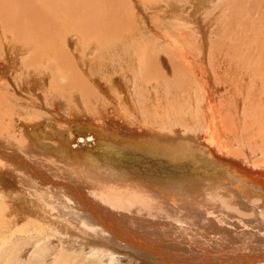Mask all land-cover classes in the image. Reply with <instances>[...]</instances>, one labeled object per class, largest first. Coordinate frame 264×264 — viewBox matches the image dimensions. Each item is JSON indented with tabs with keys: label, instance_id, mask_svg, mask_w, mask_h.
I'll return each instance as SVG.
<instances>
[{
	"label": "bare ground",
	"instance_id": "1",
	"mask_svg": "<svg viewBox=\"0 0 264 264\" xmlns=\"http://www.w3.org/2000/svg\"><path fill=\"white\" fill-rule=\"evenodd\" d=\"M30 1L35 3L37 12L43 13L42 16L40 15L42 18L41 25H36L37 23L34 19L35 25L30 26L28 31L32 39L27 34L23 36V31L20 30L16 32V36L21 42L24 40L27 45H30L33 43L32 40L35 41V44L41 41L40 37L42 35L40 33L42 32L44 38H42L41 52H47V54L42 56L41 62L37 66L41 53H34L28 59H24V67L28 69L34 68L36 71L35 75H30L26 79L24 73L15 72V68L18 69L19 67L20 60L14 61L12 56L3 51L0 53V84L5 87L8 85L7 93L14 88L15 94L17 93L16 95H18L19 99L30 98V103H33L38 110L37 116L31 114L33 116H31L32 119L40 120L41 122L55 119L60 124L52 132L48 130L39 132L40 126L38 122L40 121H33L29 116L26 118L27 109L22 111L20 106L17 107L15 105V109L12 111L14 116L9 119L4 113L1 114L0 261L3 260L5 262L2 263V261L0 264H7V262L12 260H19V258L24 263L31 261L30 259L34 257L32 254L38 250L36 245L40 242L47 243V241L57 242L63 244V246L65 243H73V250L75 244H77L82 251L90 254L93 250H97L99 254L90 258L93 264H100L99 262L106 264L107 258L112 262H123L129 257L139 259L146 264H264V162L262 163L264 161V109L262 104L257 105L259 101L257 97L259 96L256 97L257 91L262 88V83L264 82V50L261 49L259 51V49L253 50L254 48H251L254 51L250 56V62L254 64L253 67L251 63V66L247 67L243 59L237 61L238 59L235 58L237 56H233L236 60L234 63L237 64L243 61L242 68L236 70L233 68V71L229 74L226 73L224 68H214L213 59L216 58V55H213L212 52L208 54L205 27L203 28L201 24V12L212 3L220 6L226 0ZM57 7L64 8V12H61L64 13L68 22L79 19L81 22L80 26H92L91 29L93 30L86 32H89L92 37L85 39L86 48L77 55L76 60L71 56L72 52L75 51L70 48L72 43L71 36L74 34L72 28L71 30L65 27H63V30L60 28L61 32H63V35L61 34L63 38H67L65 41H61L62 44H65L63 48L55 45L54 40L51 38V22L59 17H64V15H59L56 12ZM124 7L129 9L132 7L136 13H141L138 18L142 21V25L147 21V19L145 21V13L147 12L142 10V7H146L148 10L163 9L162 15H171L170 20H173V24L182 26L177 28L178 33H181L182 37H190V40L186 42L174 34L168 33L169 38H166L165 34H160V36L163 35L166 38L168 46L171 47L168 50L171 52L176 51L174 56H180L184 61V63L180 61L174 62L175 64L171 65V68L176 69L180 65H184L187 72L181 76L179 81L177 78L171 81L173 83L172 86H168L166 81L158 82L162 90L166 84L167 89L165 90H168L167 92L169 93L165 92L162 98L159 96L161 100L159 99L158 101H161L164 112L161 114L163 110L161 109L158 111V115L154 113V116L160 122L161 127L163 122H165L164 126L170 127L173 130V134L176 135L175 137H180L178 135H181V131H183L184 137L189 142L190 138L197 139L195 145H189L186 141L183 143L173 140L171 144H167L164 147L166 151H160V154H158L157 151L159 149H155L156 152L152 149L155 146L147 147L146 142L149 143L150 141H139L137 139L138 136H133L131 132L129 138L126 137L129 135L128 132V135L123 140L118 137L114 138V133L110 131L111 136L108 132L109 129L104 132L107 127H104L103 131L101 125L98 123L97 125L94 119L91 120L92 118H89V116H95L98 118V122H105L111 125L110 113L112 114L113 112H110V109L116 107L117 115L115 116L118 117L117 119L130 120L128 114L133 111L127 113L126 110L129 111V109L125 110L124 107L125 103L128 102V97L131 96L135 104H138L141 95L143 97L145 93L150 94L151 84L145 75V65L153 60L146 49H140L139 52L143 51L140 55H137L139 52L134 53L131 49H122L119 54L115 55L116 52L113 47L116 46V42L117 44L120 42L121 34L124 33V31L122 33L119 31L121 29L118 28L119 22H122L121 19L126 18V16L127 18L129 17L130 22L133 21L129 10H126L123 14ZM5 8L4 0H0V17L11 15V12L6 11ZM119 8H122L123 12L118 13ZM21 9L23 8L20 7ZM173 16L180 19H176ZM19 20L15 18L13 20L8 19V22L14 27V31L21 29V26H23L19 25L21 24ZM78 24L76 23V25ZM0 28L5 29L2 26ZM160 32H162L161 29ZM115 33L116 36L112 39ZM232 39L235 40V38ZM147 41L149 42V40ZM57 42H59V39H57ZM150 44H146L148 45L147 47L150 48ZM255 44L256 48H258L259 43ZM80 55L81 59L79 60ZM127 55L128 57L135 55L136 58L139 56V59L137 58L139 63L137 64L135 61V64L139 65L136 69L139 75L135 76V84L131 83V79L129 80L130 71L129 73L125 71L124 74L123 70L121 73L122 70H118L117 65L116 69L118 74L119 71L122 74L121 78L118 79L116 85L109 81L107 82L108 71L115 72V66L112 67L114 72L111 69V66L116 62L115 60V62L113 61V58L119 59L122 57L121 61L125 65L128 61L126 59ZM244 56L246 57L245 54ZM56 57L60 59L55 63ZM224 57L226 58V55ZM131 58L129 57L128 59L130 60ZM119 60L118 63L121 62ZM155 64L158 63H154V67ZM208 65L214 69L213 75L209 74L212 68H208ZM79 69L86 75H82L83 73ZM125 69H127V66ZM169 70L171 71V69ZM176 70L178 75L181 74L180 69ZM192 74L195 76V84L189 85V83L185 82L184 75L190 76ZM244 74L247 75L244 76ZM49 75L51 80L47 83ZM241 75H243L241 80L246 81V84H248L247 90L243 88L244 91L233 83V79ZM21 78H23L21 84L17 87L15 81L19 83ZM14 79L15 81H13ZM211 79L217 81V89H220L222 94L227 91L233 93V90L238 88L236 93H234L236 97L234 105L231 103L232 107L237 113L240 110L241 102L249 105L245 106L243 110L241 109L242 111L238 115L235 114L236 117L233 118L231 124L235 122L234 120L243 118L247 122L246 127L252 130H244V132L251 133V136L246 138L241 137L237 133L230 134V132H227L231 116L227 112L230 109V104L228 105L223 100V96H217L215 83ZM43 81L44 83H42ZM199 81L201 82L200 84ZM161 83H164L162 85L164 87H161ZM156 84L155 87L157 86L158 89L159 85ZM83 85H86L88 90ZM114 86L118 87V89L114 88ZM244 86L246 87L247 85L244 84ZM23 91H29L35 98L32 99L31 96L23 97L20 94ZM140 91L142 92L140 93ZM261 91L263 90L261 89ZM98 93L100 95H97ZM52 101L53 104L49 106ZM68 109L73 111L67 113ZM157 110L159 109L157 108ZM136 112L138 114V111L133 113ZM261 112L262 114H260ZM141 113L144 114L143 111ZM151 116L152 114H150ZM150 117L143 116L138 117V119L156 124L157 122L155 123L154 119ZM183 117L187 119V122L185 121L186 127L182 124L184 121H181L184 119ZM18 118L21 121L19 125H23L24 129L21 128L22 126L14 124V121L18 120ZM133 118L135 117L133 116ZM114 121L117 123V120ZM46 125L50 126V123L47 122ZM72 125L76 127L73 131L75 134L78 132L80 134L79 130L83 131L84 134V130L89 129V132L91 130L90 135L92 136H89L90 138L93 137L89 140L91 142L73 139L72 135L75 134L71 132L72 128H74H71ZM16 127L18 128V133L13 131ZM178 127L183 129L179 130ZM204 129L207 130L203 136L198 137V134H195ZM70 134L72 135L70 136ZM96 138L103 140V143H95ZM232 141H234L235 145L242 142L251 143L249 145L250 154L247 153L245 156L246 160H244L242 151L229 148V144ZM116 143L132 147V151L130 148L128 149L136 157L147 158L144 154H150L152 157H163L166 155L167 160L157 157L158 160L156 162L153 163L152 160L148 159L147 163L160 166V171L165 172L169 177L165 179H160L161 177L154 179L153 177L152 179L155 181L144 178L143 183L136 187L128 186L121 189L122 192L115 190L116 193H119V196L110 190L115 189L113 184L118 185L119 181H129L136 179L138 176L140 178V173L143 172L139 165L130 167L131 164L127 160L123 161L125 164L119 163L122 162L120 161L121 159H118L121 151L117 150L118 145ZM138 149L143 151V153L137 152ZM32 154L35 156V158L31 157L34 162L27 158V156H32ZM253 156L261 159L255 160L252 158ZM52 157H56L53 158L56 161ZM42 159H52V164L43 163L41 162ZM143 161L140 160L139 162ZM126 164L130 165L127 166ZM50 166L56 169H49ZM44 168H47L51 173ZM117 168L122 169L118 170ZM160 171L156 173L161 175ZM149 181L159 185L158 188L162 186V190L158 189L160 192H156L157 188L151 189L150 187L151 190L145 191V203H143L138 194H144L146 182ZM131 187H134V189H131ZM133 190H138L140 193ZM16 191H19L23 198L31 201L32 207H34L32 210L35 209L36 212L51 211L49 212L50 215H53L56 221L66 225L67 230L62 228L65 230L62 231L59 227H55L51 231V226L49 227L50 224H48L50 222L48 221H44L45 224H43L48 226L46 228L39 222H29L27 224L25 221L27 225L24 226H20V224L12 225L9 220L4 222L1 217H6L2 212L7 211L5 208L7 203H4L3 198L7 195L6 198L12 201L20 199L17 195L13 197ZM201 194L204 197L202 203L200 202L201 204L193 205L190 208L184 202L177 204L176 200L185 201L187 199L198 203L201 199L199 198ZM174 197L175 203L173 202L174 204H172L171 199ZM157 201L161 203L155 205ZM9 205L12 206V203L9 202ZM179 207L184 208V210H179ZM209 207L210 209H208ZM244 211H253V213ZM38 214H42V212ZM89 216L93 219L91 226L86 224ZM43 217H45L44 214ZM54 221H52L53 225ZM58 222H56L57 226ZM200 228L201 230H197ZM178 229L179 231L185 230L189 238L184 237L183 239H187V242H179L177 239L178 235H175L177 236L174 238L177 239L176 241L170 237L174 233L173 231H178ZM192 233L196 235L192 236ZM194 236L197 237L193 238ZM190 237L194 241L190 242ZM20 239L29 241L26 254L31 252V257L27 261L23 260V253L19 255L21 251L16 252L14 249V247H21L18 244ZM65 247L67 248L66 245ZM39 256L42 259V256ZM109 259L107 262L110 261Z\"/></svg>",
	"mask_w": 264,
	"mask_h": 264
},
{
	"label": "rangeland",
	"instance_id": "2",
	"mask_svg": "<svg viewBox=\"0 0 264 264\" xmlns=\"http://www.w3.org/2000/svg\"><path fill=\"white\" fill-rule=\"evenodd\" d=\"M22 0H4V2H5V4H6V11H10L11 12V15L10 16H5V17H0V26H2V27H5V29L3 30V29H1L0 28V53H2L3 51H5L6 53H8V55H10V56H12L13 57V59H14V61H16V60H20V64H19V67H18V69L17 68H15V72L16 73H24L25 74V77H26V79L30 76V75H35L36 74V71H35V69L34 68H32V69H28V68H25L24 67V59L26 58V59H28L32 54H34V53H41V55H40V57H39V59H38V61H37V64H36V66L37 65H39V63L41 62V58H42V56L43 55H45V54H47V52H41V43L43 42L42 41V38H44V34L41 32L40 34L42 35V37H40L41 38V41H39V42H36V44H35V41L34 40H32L33 41V43L32 44H30V45H27V42L26 41H20V40H18L17 38V34H16V32L17 31H23V36L24 35H28L29 37H30V39H32L31 38V36H30V34H29V27L30 26H32V25H35L34 24V19H35V21H36V25H41V16L43 15V13H41V12H37V7H36V5H35V3L33 2V1H30V0H23L22 2H21ZM20 2H21V6H20ZM24 3V4H23ZM33 3V4H32ZM257 5H256V4ZM256 6H255V5ZM17 9H16V8ZM20 7H22L23 9H21L20 10ZM11 8H12V10H11ZM144 8V9H143ZM121 10V11H120ZM126 10H129V12H130V15H132L131 17V19H133V21H129V17L127 18V16H126V18L128 19H126V18H124V19H121V21L122 22H119V24H118V28H121L119 31H120V33H122V31H124V33H122L121 34V37H120V42H118V44L119 43H121V44H117V42H116V46L115 47H113L114 49H115V55L116 54H119V52H120V50H122V49H125V50H127V49H131L134 53H138L139 52V50L140 49H146V51L149 53V55H150V57H151V59L154 61H150V62H148L146 65H145V75H146V78H147V80H149V82H150V84H151V86H150V94L149 93H145V95H143V97H142V95L140 96V100H139V102H138V104H135V101H134V99L131 97V96H129L128 97V102L127 103H125V105H124V107H125V110L126 109H129V111H127L126 110V112L127 113H130V112H134V111H138V114H137V112L136 113H131V114H128L129 115V118H130V120H119V119H117L118 117L117 116H115V115H117V109H116V107H114V108H109L110 109V112H113L112 114L110 113V116H111V120H110V123H111V125H113V126H111L110 124L108 125L107 123H105V122H98V118H96L95 116H89V118H92L91 120H93L94 119V122H96V124L98 123L99 125H101V128H102V130L104 131V129L106 130V131H104V132H107V129H109L108 130V132H109V134H110V131H111V133H114L113 135L115 136L114 138H121L122 140L123 139H125V136L126 135H128V133H129V135L128 136H126L127 138H129L130 136H131V133H132V135L133 136H138V140L140 141H150L149 143L148 142H146L147 144V147L148 146H155L154 148H152L153 150H158L157 151V153L158 154H160V151H166V150H164L165 148L164 147H166V145L167 144H171V142L174 140V141H181V142H183L184 143V141H186L189 145H195L196 143H197V139H195L193 136H191V137H193L194 139H192V138H190V142H189V140H187L186 139V137H184V132L183 131H181L182 133H181V135H178V136H180V137H175L176 135L175 134H173V130L170 128V127H166V126H164L165 125V122H163V126L161 127L160 126V122L158 121V119L157 118H155V116H154V113L155 114H157L158 115V111H160L161 109H163L162 111H161V114H163V112H164V107H163V105H161V101L159 102L158 100L160 99V97L162 98L163 97V95H165V92H167L168 90H165V89H167L166 87H167V85L168 86H172L173 85V83L171 82V81H174L176 78L178 79V81L181 79V76L184 74V73H186L187 71H186V68H185V66L184 65H180L179 67H177L176 69H180L181 70V74H177V70L176 69H172L171 67L173 66V64H175L176 63V61L178 62V61H180L181 63H184V61H183V59H182V57H180V56H174L175 55V53H176V51H174V52H171L170 50H168V49H171V47L170 46H168L169 44H168V42H167V40H166V38H169V35H168V33L169 34H174V35H177V36H179L182 40H184V41H189L190 39V37H182L181 36V33H178V31H177V28L178 27H182V26H179V25H177L176 26V24L174 25L173 24V20H170L171 18L170 17H172L171 15H162L163 14V9H160V10H157V9H151V10H148V8H146V7H142V10H145V12H147V13H145V12H143V13H145V21H146V19H147V21L145 22V24L144 25H142V21L141 20H139V18L138 17H140L141 15H139V14H141V13H136L135 12V10L132 8V7H130V9L129 8H126V7H124V12H123V9L121 8H119V11H118V13H120V12H123V14L126 12ZM17 11V12H16ZM18 11H20V12H18ZM64 12V8L62 7H57V9H56V12L59 14V15H64V13H62V12ZM137 11H139L138 9H137ZM22 12V13H21ZM133 12V13H132ZM15 13V14H14ZM202 14H201V20L203 21H201V24H202V26H203V28H204V30H205V33H206V41H207V44L208 45H206L207 47L206 48H208V54H209V52H212L213 53V55H216V58L215 59H213V62H214V68H224L225 70H226V73L227 74H229L230 72H232L233 71V68L236 70V69H238V68H242V64H243V61H244V64H246L247 65V67H250L251 66V64H252V62H250V56H251V54L254 52L253 50H257V49H259V51L262 49V50H264L263 48H264V0H226L224 3H222L220 6H218V4H216V3H212V4H210L208 7H206L202 12H201ZM20 14H21V16H20ZM138 16H137V15ZM18 15V16H17ZM41 15V16H40ZM162 16V17H157V16ZM123 16V15H122ZM143 16H144V14H143ZM12 17V18H11ZM16 19V20H19L20 22H21V24H19L20 26L21 25H23V26H21V29H17L16 31H14V27L12 26V24H10L9 22H8V19H11V20H13L14 18ZM65 17V18H64ZM64 17H59L57 20H53L52 22H51V30H50V34H51V38H52V40H54L53 42L55 43V45H58V46H60V47H64V45L65 44H62L61 43V41H65L66 39H65V37L63 38V32H61L62 30H63V27H65V28H67V29H69L70 28V30H71V28H72V31H74V34L71 36V39H72V43H71V46H70V48L71 49H74L75 51V53L74 52H72V58L74 59V60H76L77 59V55H79L80 53H82L83 51H84V49L86 48V43H85V39L87 40V38L88 37H92L90 34H89V32L88 33H86L88 30H93V29H91L92 28V26L91 25H89V26H84V25H81L80 26V20L79 19H75V20H73V21H71V22H68L67 20H66V16L64 15ZM149 17V18H148ZM174 17V16H173ZM200 17V16H199ZM174 18H176V19H180V18H178V17H174ZM33 19V20H32ZM130 19V20H131ZM141 19V18H140ZM66 20V21H65ZM65 21V22H64ZM128 21V22H127ZM23 22V23H22ZM127 22V23H126ZM151 24H150V23ZM54 23V24H53ZM76 23H79L78 25H76ZM139 23V24H138ZM257 23V24H256ZM54 26H53V25ZM56 24H58V25H56ZM66 24V25H65ZM67 24H69V25H67ZM73 24V25H72ZM108 24V23H107ZM123 25V26H122ZM141 25H142V27H141ZM56 26V27H55ZM62 26V27H61ZM67 26V27H66ZM76 26H77V29H76ZM84 28V30H83V28ZM62 30H61V29ZM82 28V29H81ZM143 28V29H142ZM162 30V32H160V29ZM176 30H175V29ZM174 29V30H173ZM58 30V31H57ZM60 30V31H59ZM78 30V31H77ZM80 30H81V32H80ZM52 31H54V32H52ZM84 31V32H83ZM133 31V32H132ZM241 31V32H240ZM83 32V33H82ZM259 32V33H258ZM55 33V34H54ZM141 33H142V35H141ZM175 33H177V34H175ZM211 33V34H210ZM241 33V34H240ZM250 33V34H249ZM39 34V35H40ZM62 34V35H61ZM83 34V35H82ZM133 34V35H132ZM135 34V35H134ZM138 34V35H137ZM141 36H140V35ZM160 34H165L166 35V38L162 35V36H160ZM246 34V35H245ZM58 35V36H57ZM137 35V36H136ZM55 36V37H54ZM116 36V33L112 36V39L114 38ZM60 37V38H59ZM250 37V38H249ZM193 39H194V37H192ZM232 38H235V40H233ZM238 38V39H237ZM258 40H257V39ZM262 38V39H261ZM57 39H59V42H57ZM75 39V40H74ZM149 40V42L147 41V40ZM128 40V41H127ZM146 40V41H145ZM195 40V39H194ZM78 41V42H77ZM144 41V42H143ZM252 42V43H251ZM141 43V44H140ZM150 44V48L149 47H147L148 45H146V44ZM255 43H259L258 44V48H256V44ZM145 44V45H144ZM242 44V45H241ZM255 44V45H254ZM132 45V46H131ZM144 45V46H143ZM127 46V47H126ZM145 46H146V48H145ZM152 46V47H151ZM119 47V48H118ZM126 47V48H125ZM144 47V48H143ZM254 49H253V48ZM261 47V48H260ZM81 48V49H80ZM242 48V49H241ZM253 50H252V49ZM135 49V50H134ZM248 49H249V51H248ZM251 50V51H250ZM238 53H237V52ZM87 52V51H86ZM143 51H141V52H139V54H137V55H140V53H142ZM166 52H169V53H166ZM222 52V53H221ZM226 52V53H225ZM230 52V53H229ZM239 52L241 53L240 55H239ZM264 52V51H263ZM221 53V54H220ZM235 53V54H234ZM262 53V52H261ZM166 54V55H165ZM171 54V55H170ZM207 54V55H208ZM222 54H224V55H226V58L224 57V55H222ZM232 54V55H231ZM244 54L246 55V57L244 56ZM76 55V56H75ZM161 57H159V56ZM170 55V56H169ZM248 55H249V57H248ZM131 56H132V58H131ZM173 56V57H172ZM222 56V57H221ZM233 56L235 57V56H237V57H235L236 59H238L237 61H239V59H243V61H241L240 63H234V62H236V60H235V58H233ZM241 56H242V58H241ZM131 58L130 60L128 59V58ZM128 57V55L126 56V59L130 62H128L127 61V63H125V65L127 66V69H125L126 68V66L125 65H123V63H122V61H121V58L122 57H120L119 59L118 58H113V61L115 62V64L114 65H112L111 66V69L113 70V66H115L114 67V70H115V72H114V70H113V72L114 73H112V72H110V71H108V76L106 77V81L108 82H110V83H112V84H114V85H116V83H117V81H118V79L119 78H121V75L122 74H120V71H121V73L123 72V70H124V74H125V71H126V73L128 72L129 73V71H130V73H129V80L131 81V83H133V84H135V81H136V78H135V76H138L139 75V73L138 72H136V69L139 67V65H136L135 63L137 62V64L139 63L138 61L139 60H137V58L139 57V56H137V58L135 57V55H130ZM159 57V58H158ZM176 59H175V58ZM212 58H213V56H211ZM230 57V58H229ZM232 57V58H231ZM57 58V60H54V62L56 63V62H58V59H60V58H58V57H56ZM135 58V59H134ZM178 58H180V59H182V60H180V59H178ZM220 58V59H219ZM229 58V59H228ZM81 59V55L79 56V60ZM139 59V58H138ZM227 59V60H226ZM247 59V60H246ZM118 60H119V62L120 63H118ZM132 60H134L133 62H132ZM215 60V61H214ZM263 60H264V58H263ZM12 61V60H11ZM136 61V62H135ZM183 61V62H182ZM206 61V60H205ZM223 63H222V62ZM232 61V62H231ZM172 62V63H171ZM175 62V63H174ZM207 62V61H206ZM118 63V64H117ZM151 63H152V66H151ZM154 63H158V64H155V67L153 66V64ZM251 63V64H250ZM120 64H122V65H120ZM149 64V65H148ZM207 64H208V62H207ZM118 67H117V66ZM120 65V66H119ZM132 65V67H130ZM134 65V66H133ZM160 65V66H159ZM164 65H166V66H164ZM172 65V66H171ZM221 65V66H220ZM245 65V66H246ZM253 65L254 64H252V67H253ZM123 66V67H122ZM149 66V67H148ZM156 66H157V68H156ZM164 66V67H163ZM209 67L208 68H212V67H210V65H208ZM116 67H117V69L118 70H120L119 71V74H118V71H117V69H116ZM125 67V68H124ZM121 68V69H120ZM161 68V69H160ZM165 68V69H164ZM98 69V68H97ZM96 69V70H97ZM155 69V70H154ZM169 69H171V71L169 70ZM17 70V71H16ZM22 70V71H21ZM80 70V69H79ZM173 70V71H172ZM212 70V71H211ZM19 71V72H18ZM81 71V70H80ZM132 71V72H131ZM157 71V72H156ZM210 71L211 72H209V74H212L213 75V72H214V69L212 68V69H210ZM166 72V73H165ZM264 72V71H263ZM37 73H38V71H37ZM80 73V72H79ZM81 73H83L82 75H84L85 73L83 72V71H81ZM80 73V74H81ZM110 73V74H109ZM155 73V74H154ZM38 75V74H37ZM86 75V74H85ZM84 75V76H85ZM131 75V76H130ZM133 75V76H132ZM164 75V76H163ZM177 75V76H176ZM247 74H244V76H246ZM39 76H40V74H39ZM120 76V77H119ZM163 76V77H162ZM243 75H241L240 77H237V78H235L236 79V81H235V79H233V83L235 84V85H237V86H239V87H241L242 88V90L244 91V89L245 90H247V88H248V84H246V81L244 82V81H242L241 80V77H242ZM25 77H23V78H25ZM132 77H133V79H132ZM153 77H154V79H155V81H156V83H155V81H153L154 79H153ZM158 78V79H156V78ZM166 77H167V79H166ZM194 75L192 74V75H184V79H185V82L186 83H189V85H191V84H195V80H194ZM23 78H21L19 81V83H17L16 81H15V79L13 80V81H15V85L17 86V87H19L20 86V84H21V81H22V79ZM50 78V79H49ZM164 78V79H163ZM43 79V78H42ZM49 79V80H48ZM153 79V80H152ZM161 79H163V80H161ZM50 80H51V76L49 75V77H47V83L48 82H50ZM151 80H152V82H151ZM5 81H7V80H5ZM160 81H166L168 84L166 85H164L165 86V88H163V90L160 88V85L158 84V82H160ZM169 81V82H168ZM189 81V82H188ZM211 81H213L214 83H215V93L217 94V96H223V100L229 105L230 104V109H228V113H230L231 114V116H230V118H229V120H230V123H228V124H230L229 125V129L227 130V132H230V134L231 133H237L238 135H240L241 137H246L247 138V136H251L252 134L251 133H245L244 132V130H246V131H252L250 128H248V127H246V125H247V122L243 119V118H239V119H237V120H234L235 122L233 123V124H231V122H232V120H233V118L234 117H236V115H238L243 109H244V107L245 106H248L249 104L248 103H242L241 102V105H240V110L239 111H237V113H236V111L234 110V108L232 107V105H231V103H233V105H234V101H235V97H236V94H234V93H236V91H237V89L238 88H235L234 90H233V93H231V92H229V91H227V92H225L224 94H222L221 93V90L220 89H217V84H216V82L217 81H214V80H212L211 79ZM99 83H100V81H98ZM42 83H44V81L42 82ZM156 85H159L158 86V89H157V86L155 87V84ZM175 83V82H174ZM201 82L199 81V84H200ZM164 83H161V87H164V86H162ZM244 84L245 85H247L246 87L244 86ZM86 85H83V87L86 89V90H88V88H87V86L85 87ZM154 86V87H153ZM243 86V87H242ZM0 110H2V111H0V118L2 117V113H4L6 116H7V119H9V118H12L13 116H14V114H13V110L15 109V105L18 107V106H20L21 108H22V111H24L25 109H27V112L25 113V114H27L26 115V118L29 116L30 118H31V116L33 115V116H37V113H38V110H37V108H35V106L33 105V103L31 104L30 102V98H25V99H19V97H18V95H16L15 94V90H14V88H13V90L12 91H9V93H7V91H8V85H7V87H5V86H2L1 84H0ZM263 87H264V82L262 83V90L263 91H261V89H259V91H257V94H256V97L257 96H259V97H257V100H259L258 101V103H257V105L259 106V105H261L262 104V107H263V109H264V106H263V103H264V89H263ZM114 88H116V89H118V87H116V86H114ZM244 88V89H243ZM152 89H153V91H152ZM233 89V88H232ZM154 90H155V94H154ZM157 90V91H156ZM2 91H3V93H2ZM118 91V90H117ZM11 92V93H10ZM142 91H140V93H141ZM158 94H157V93ZM177 92V91H176ZM167 93H169V92H167ZM231 93V94H230ZM262 95H261V94ZM17 96H15V95ZM20 94H22V96L23 97H29V96H31L32 97V99H34L35 97L34 96H32L31 94H30V92L29 91H23V92H21ZM26 94V95H25ZM97 95H100L99 93L97 94ZM153 95V96H152ZM233 95H235V96H233ZM160 96V97H159ZM217 96H215L216 98H217ZM229 96V97H228ZM233 96V97H232ZM145 97V98H144ZM151 97V98H150ZM231 97H232V99H231ZM142 98H144V99H142ZM150 98V99H149ZM158 98V99H157ZM104 99V98H103ZM147 99V100H146ZM49 100V99H48ZM149 100H150V102H149ZM161 100V99H160ZM227 100V101H226ZM26 101V102H25ZM29 101V102H28ZM230 101V102H229ZM263 101V102H262ZM144 105H143V104ZM149 103H151L150 105H149ZM53 104V101L52 102H50V105L49 106H51ZM140 104V105H139ZM156 104V106H154ZM21 105H23V106H21ZM142 105V106H141ZM14 106V107H13ZM137 106V107H136ZM139 106V107H138ZM147 106H149V107H147ZM154 106V107H153ZM2 107V108H1ZM127 107V108H126ZM145 107V108H144ZM242 107V108H241ZM131 108V109H130ZM140 108V109H139ZM152 108H153V110H154V112H153V110H152ZM157 108L159 109V110H157ZM232 108H233V110H232ZM8 111H7V110ZM9 109H11V110H9ZM133 109V110H132ZM242 109V110H241ZM145 110V111H144ZM148 110H150L148 113H147V111ZM68 112L67 113H69V112H72L73 110H71V109H68L67 110ZM143 111V113L144 114H142L141 112ZM233 111V112H232ZM12 112V113H11ZM140 112V113H139ZM146 112V113H145ZM34 113V114H33ZM32 114V115H31ZM135 114V115H134ZM139 115V116H137V115ZM150 114H152V116L150 117ZM236 114V115H235ZM260 114H262V112L260 113ZM9 116V117H8ZM32 116V117H33ZM133 116L135 117V118H133ZM137 116V117H136ZM143 116H149L150 118H152V119H154V122L157 124H153L152 122H146V121H143L142 119H138V117H143ZM240 116H242V115H240ZM96 119H95V118ZM154 117V118H153ZM116 118V119H115ZM133 118V119H132ZM184 119H182L181 121L183 122H181L185 127H186V122H187V119L185 118V117H183ZM138 119V120H137ZM243 119V120H242ZM31 120H35V121H40V120H36V119H32L31 118ZM114 120H117V123H116V121H114ZM133 120V121H132ZM125 121V122H124ZM186 121V122H185ZM222 121H224L225 122V120L224 119H222ZM20 120H19V118H18V120H16V121H14V124L16 125V126H20L19 124H20ZM23 122H25V121H23ZM47 122H49L50 123V126H48V125H46V123ZM94 122H92V123H94ZM121 123V125H120V123ZM39 124V126H40V128H39V132L40 131H42V130H48L49 132H52V131H54L56 128H57V126L60 124V122L59 121H56L55 119L54 120H51V121H48V120H43V122H38ZM129 123V124H128ZM147 123H151V124H148L147 125ZM97 124V125H98ZM116 124V125H115ZM37 125V126H38ZM108 125V126H107ZM115 125V126H114ZM123 125V126H122ZM129 125H130V129H129ZM140 125V126H139ZM22 126V127H21ZM20 127L22 128V129H24V127H23V125H21ZM38 126V127H39ZM48 126V127H47ZM55 126V127H54ZM103 126V127H102ZM124 126H126V127H124ZM72 127H74V128H72ZM105 127V128H104ZM110 127V128H109ZM111 127H113V128H111ZM115 127V128H114ZM128 127V128H127ZM134 127V128H133ZM141 127V128H140ZM238 127V128H237ZM17 128V127H16ZM16 128H14L13 129V131L14 132H16V133H18V128L16 129ZM71 128H72V130H71V132L73 133V131H74V129H76V127L74 126V125H72L71 126ZM104 128V129H103ZM118 128V129H117ZM126 128V129H125ZM135 128H136V130H135ZM137 128H138V131H137ZM204 128H206L205 126H204ZM59 129V128H58ZM112 129V130H111ZM115 129V130H114ZM140 129V130H139ZM178 129L179 130H182L183 128L182 127H178ZM17 130V131H16ZM130 130V131H129ZM132 130V131H131ZM134 130V131H133ZM207 129H204V130H202V131H199V133H195V134H198V137L199 136H203V134L205 133V131H206ZM81 133L79 134V132L77 133V134H79V135H77V134H75V133H73V134H75V135H72V134H70V136L72 135V138L73 139H75V140H82V141H86V142H91V141H89V140H91V138H93V137H89V136H92V135H90V133H91V130H90V132H89V129H86V130H84L85 131V134L83 133V131H81V130H79ZM86 131H88L87 133H86ZM113 131V132H112ZM136 131V133H134ZM119 134H118V133ZM128 132V133H127ZM131 132V133H130ZM89 133V134H88ZM117 133V134H116ZM123 133V134H122ZM93 134V133H92ZM136 134V135H135ZM194 134V135H195ZM247 134V135H246ZM88 135V136H87ZM111 135V134H110ZM124 137H123V136ZM191 135V134H190ZM112 136V135H111ZM121 136V137H120ZM132 136V137H133ZM232 136V135H231ZM89 137V138H88ZM100 138L102 139V137L100 136ZM100 138H96V140L94 141L95 143H103V140H101ZM144 138V139H143ZM249 139H250V137H248ZM84 139V140H83ZM88 139V140H87ZM191 140H192V142H191ZM116 141V140H115ZM196 141V142H195ZM118 142V141H117ZM185 142V143H186ZM194 143V144H193ZM251 143H245V142H242L241 144H238V145H235L234 144V141H232L230 144H229V148L231 149V150H239V151H242L243 152V157H244V160H246L245 159V156L247 155V153L248 154H250V152H249V145H250ZM80 145H82V143H80ZM116 145H118V147H119V149H118V147H117V150H119V158L118 159H121L120 161H122V162H119L120 164H125V163H123V161H126L127 160V162H130V167L131 166H134L135 165V167H136V165H139L140 167H141V171L143 172V173H140V178H139V176L136 178V179H132V180H129V181H125V182H118V185L117 184H113V186H115V189H110V190H112L113 192H115V190L116 191H119L120 190V192H122L121 191V189H124V188H126V187H128V186H134V187H136V186H138V185H140L141 183H143V180H144V178L145 179H151V180H153L152 178L154 177V179H158V178H160V179H165V178H168L169 177V175H167L165 172H161L160 171V169H161V167L160 166H155V165H152V164H149V163H147V161H148V159H150V160H152V162L154 163V162H156L157 160H158V158L157 157H159V156H155V157H152L150 154H144L145 155V157H147V158H142V157H139V156H137L136 157V155H134V153H132L131 151L133 150V148L132 147H126V146H124V145H120V144H117L116 143ZM83 146V145H82ZM169 146V145H168ZM116 147H114V149H116ZM159 147V148H158ZM171 147V146H170ZM128 148H130V150L128 149ZM156 150H155V152H156ZM126 152V153H125ZM137 152H139V153H143V151H141L140 149H138L137 150ZM34 154V153H33ZM32 154V156L30 155L29 157L27 156V158H29V159H31V157H34L35 158V156ZM122 154H124V155H122ZM126 154V155H125ZM128 154V155H127ZM131 156V157H130ZM148 156H151V157H148ZM165 156L166 155H164L163 157H159V158H163V159H165V160H167V156H166V158H165ZM53 158H56V157H52V159ZM152 158V159H151ZM252 158H254L255 160H258V159H261L260 157H256V156H253ZM52 159H45V160H43L42 159V161L41 162H43V163H50V164H52ZM94 159H96V158H94ZM124 159V160H123ZM145 159H147V160H145ZM54 160V159H53ZM130 160V161H129ZM140 160H144L143 162H139ZM31 161H32V159H31ZM54 161H56V160H54ZM115 161V160H114ZM32 162H34V161H32ZM117 162V163H118ZM264 161H262V163H263ZM119 163H118V165H119ZM134 163V164H133ZM142 163H145V164H142ZM127 166H129L128 164H126ZM147 165V166H146ZM252 166H253V164H252ZM151 167V168H150ZM50 168H54V169H56L55 167H53V166H50L49 167V169ZM261 169H262V167H260ZM47 172H50L47 168H44ZM118 170L119 169H122V168H117ZM264 169V168H263ZM158 171H160L162 174L160 175V174H157L156 172H158ZM51 173V172H50ZM166 174V175H165ZM153 181H155V180H153ZM151 182L150 183V181L149 182H146L145 184V186H146V188H144L145 190H144V194L143 193H140L138 190L136 191V190H133V191H135V192H138V193H140V194H138V197L140 198V200H142L143 201V203H145V201H144V197H145V194H146V192L145 191H147V190H151L152 188H154V189H156L157 188V190L159 189H161L162 190V186L161 187H159L158 188V186L159 185H157L155 182ZM111 183H113V182H111ZM153 183V184H152ZM150 184H152V185H150ZM154 184H156V185H154ZM148 185H149V187H148ZM154 185V186H153ZM157 186V187H156ZM134 187H131V189H134ZM150 187H151V189H150ZM126 190H130V189H126ZM156 190V192H160L159 190L157 191ZM130 191H132V190H130ZM116 193V192H115ZM21 193L19 192V191H16V193L13 195V197H16V195L17 196H19L20 197V199H18V200H16V201H12V200H10V199H7L6 198V196H4V198H3V200H4V203H7V206L5 207L6 208V210L7 211H3L2 213H4L5 215H6V217H1V219L4 221V222H8V220L10 221V222H12V225H14V224H20V226H24V225H27V224H29V222H39V224L41 223L42 225L43 224H45V222L46 221H48V222H50V223H48V224H50L49 225V227L51 226V228H50V230L51 231H53V228H55V227H59L60 228V230H62V231H65V230H67V226L66 225H63V224H61L60 222H58V221H56L55 219H54V217H53V215H50V213L49 212H51V211H37L36 212V210L35 209H33L32 210V208H34V207H32V203H31V201H29V200H27V199H25V198H23V196H21L20 195ZM116 194H118L119 195V193H116ZM120 196V195H119ZM143 196V197H142ZM143 198V199H142ZM185 198H187L186 196H185ZM199 198H201L200 199V201L197 203V202H195L194 200H190V199H187V200H185V201H183V200H176L177 201V204L179 203L180 204V202H184L185 203V205L187 204V207L188 208H190V207H192L193 205L195 206L196 204H201L202 203V201L204 200V197H203V194H201V196L199 197ZM174 199V200H173ZM173 199H171V203L172 204H174L175 203V197L173 198ZM9 202H11L12 203V206H10L9 205ZM174 202V203H173ZM201 202V203H200ZM156 203V204H155ZM154 204L155 205H159V203H161L160 201H157V202H155ZM189 203V204H188ZM208 209H210V207L208 208ZM179 210H184V208L182 209V208H180L179 207ZM203 211H205V210H203ZM36 212V213H35ZM42 212V214H38L37 215V213H41ZM244 212H246V213H253V211H244ZM47 213V214H46ZM43 214H44V216L45 217H43ZM52 214V213H51ZM40 216V217H39ZM41 216H42V218H41ZM47 216H48V218H47ZM15 217V218H14ZM17 218V219H16ZM186 218V217H185ZM37 219H38V221H37ZM45 219V220H44ZM88 220L86 221L87 223L86 224H88L89 226H91V224H92V217H88L87 218ZM54 221L55 223H54V225H53V222L52 221ZM25 221H26V223H25ZM43 221V222H42ZM45 221V222H44ZM22 222V223H21ZM51 222H52V224H51ZM56 222H58V226H57V223ZM25 223V224H24ZM30 224H32V223H30ZM45 228L46 227H48L47 225H43ZM65 228V230H63V229ZM205 228H206V226H205ZM74 229V228H73ZM72 229V230H73ZM197 230H201V228L200 229H197ZM218 230H220V228H218ZM74 231V230H73ZM178 231H179V229H178ZM178 231H173L174 233H172L171 235L172 236H170L174 241H176L177 239H178V241L179 242H181V243H183V242H187V239L186 240H184L183 238L184 237H188L189 238V236L186 234V232H185V230H180L179 232ZM181 231H182V233H181ZM202 231H203V228H202ZM181 234V235H180ZM183 234V235H182ZM186 236H185V235ZM208 234V233H207ZM175 235H178V238L177 239H174V238H176L177 236H175ZM193 235H196V234H194V233H192V236ZM180 236V237H179ZM198 236V235H197ZM197 236H194L193 238H196ZM179 238H181V239H179ZM191 239V237H190V242H192V240L194 241V239ZM183 239V240H182ZM23 242H25L24 244H23ZM29 241H27V240H24V239H20L19 241H18V244L19 245H21V247H14V249H15V251L16 252H19V251H21L20 252V254L19 255H21L22 253L24 254V257H22L23 258V260H25V261H27V260H29V258L31 257V255H30V253H28V254H26V249L29 247V245L27 244ZM201 243V242H200ZM54 244V245H53ZM58 244V245H57ZM65 245L67 246V248L65 247ZM72 245L74 246V244L73 243H65L64 244V246H63V244H60V243H57V242H55V243H53V242H49V241H47V243H45V242H40V243H38L37 245H36V248L38 249L37 250V252H35L34 254H32V255H34V257L32 258V259H30L31 261H28V262H23L20 258H19V260H12V261H10V262H7V264H93V262H92V260L90 259V258H92V257H96V255H98L99 254V252H97V250L96 251H92L91 252V254L90 253H88V252H84V251H82L80 248H79V246L77 245V244H75V247H74V250L72 249L73 247H72ZM71 248H70V247ZM65 249H64V248ZM62 248V249H61ZM13 249V250H14ZM56 249H57V251H56ZM69 249V250H68ZM12 250V249H11ZM47 250V251H46ZM70 251V252H69ZM257 252V251H256ZM59 253V254H58ZM71 253V254H70ZM76 253V254H75ZM38 254V255H37ZM58 256H57V255ZM36 255H37V258H36ZM39 255H41L42 256V259L40 258V256ZM264 255V254H263ZM39 257V258H38ZM130 258V257H129ZM128 258V259H129ZM35 259V260H34ZM108 259L109 258H107L106 260L108 261ZM128 259H126V261H117V262H112L110 259V261L109 262H107L106 261V264H146V263H144V262H141L139 259H136V258H134V257H131L129 260ZM135 259V260H134ZM3 260H1L0 262H2ZM46 261V262H45ZM5 261H3L2 263H4ZM22 262V263H21ZM100 264H104V263H101V262H99Z\"/></svg>",
	"mask_w": 264,
	"mask_h": 264
}]
</instances>
